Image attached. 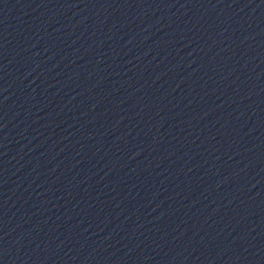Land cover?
I'll list each match as a JSON object with an SVG mask.
<instances>
[{
  "label": "water",
  "instance_id": "obj_1",
  "mask_svg": "<svg viewBox=\"0 0 264 264\" xmlns=\"http://www.w3.org/2000/svg\"><path fill=\"white\" fill-rule=\"evenodd\" d=\"M0 264H264V0H0Z\"/></svg>",
  "mask_w": 264,
  "mask_h": 264
}]
</instances>
